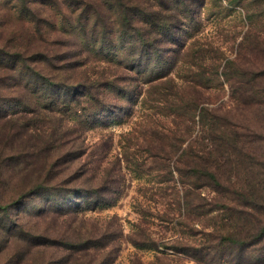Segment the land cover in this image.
<instances>
[{"label":"rangeland","instance_id":"obj_1","mask_svg":"<svg viewBox=\"0 0 264 264\" xmlns=\"http://www.w3.org/2000/svg\"><path fill=\"white\" fill-rule=\"evenodd\" d=\"M200 1L191 3L197 7ZM201 3L194 21L188 20V27H183L185 35L193 33L194 37H162L160 59L153 61L150 73L170 69L176 83L196 77L198 61L192 59L187 44L198 39L211 58L205 63L213 79L207 107L231 121L264 130V107H237L232 98L236 77L264 78V1ZM38 6L56 26L47 36L50 42L68 39L60 31L57 10L45 1ZM20 9L18 0H0V79L9 81L0 90L1 98L7 100L0 105V201L13 206L11 219L17 227L6 250L10 264H195L171 246L209 245L207 234L213 233V223L220 225L219 217L216 212L198 220L194 215L178 216V212L173 221L166 216L158 198L160 188L167 186L160 182L165 175L148 158L146 151L153 152L157 145L145 131L152 121H167L161 116L165 109L158 106L163 111L156 115L142 105L149 86L126 80L135 81L129 70L143 67L144 60L125 43L100 45L91 40L82 44L76 30L71 35L79 44L51 47L60 55L45 63V73L53 77L47 85L43 73L31 72L32 64L15 69L11 53L9 57L3 54L17 45L22 30L32 27L30 16H21ZM79 46L83 53L75 50ZM69 49L74 51L69 53ZM102 73L115 80V88H103L113 106L106 108L107 114L96 115L88 111H92L91 100L100 95L81 96L84 88L77 82H82L80 77L96 81ZM21 99L24 102L19 104ZM173 160L166 163L172 169ZM214 191L209 186L202 194L215 201ZM85 241L94 242L96 248L79 250ZM238 254L231 250L227 264H264L263 254Z\"/></svg>","mask_w":264,"mask_h":264},{"label":"trees","instance_id":"obj_2","mask_svg":"<svg viewBox=\"0 0 264 264\" xmlns=\"http://www.w3.org/2000/svg\"><path fill=\"white\" fill-rule=\"evenodd\" d=\"M18 1L22 6L19 14L30 16L28 20L32 27L22 30L17 36V45L11 47L12 51L3 52L8 57L11 53L15 69L30 63L34 75L43 73L45 81H52L53 77L45 73L44 66L50 64L53 55L58 60L57 55L60 54L51 47L60 44L70 48L79 41L86 44L91 40L100 45L114 41L116 44L131 45L133 55L144 60L143 67L135 65L129 70L135 81L132 78L126 80L149 86L147 101L142 105L155 110L156 115L163 111L158 106L162 105L165 109L161 116L167 121L163 124H160L161 120L152 121L145 131L150 133L157 145L153 152L146 151L148 158L157 162L165 175L160 182L167 186L160 188L158 198L163 201L166 216L173 221L174 214L178 212V216L190 218L194 215L198 220L216 212L215 216L219 217L217 222L220 225L213 223V233L207 234L215 241L214 244L213 240L205 238L203 242L206 240L209 245L201 244L196 249L176 245L171 249L184 254L187 259H193L195 264L230 263L228 257L234 249L239 252L238 255L243 251L264 255V135L259 133H264V130L258 128L256 131L251 124L231 121L207 107V93L212 88L213 79L205 63L211 58L208 49L198 39L187 44L192 59L198 61L196 77L190 75L181 83H176L170 76V69H161L155 75L150 73L153 61L155 63L160 59L162 37H194L193 33L185 35L183 27H188V20L194 21L203 0L197 7L193 6L192 0H42L57 10L61 18L60 31L69 37L51 42L48 37L56 31V26L53 19L38 8L42 1ZM62 10L71 13L69 17ZM87 26H91L90 36L86 35ZM76 30L80 31L79 41L71 35ZM81 48L79 46L75 50L83 53ZM72 50L69 49V53ZM188 63L190 67L194 66ZM97 76L96 81L80 77L82 82H77L84 88L81 96L91 98L94 94L100 95L99 99L91 100L94 105L89 109L92 111L88 108L83 110L96 115L107 114L106 108L110 109L113 105L108 102V94L103 88H115V80H110L105 73ZM6 78L0 79V90L9 82ZM233 94L232 98L239 104L237 107L263 108L264 78L241 80L236 77L233 79ZM5 102L7 100L0 96V105H6ZM18 102L22 104L24 101L21 99ZM172 159L173 169L166 164ZM209 186L215 189V201L207 200L202 194V189ZM12 209L13 206L0 201V213L3 215L0 220V264L11 262L6 250L13 242L17 229L11 219ZM95 246L94 242L85 241L79 250L94 249Z\"/></svg>","mask_w":264,"mask_h":264}]
</instances>
